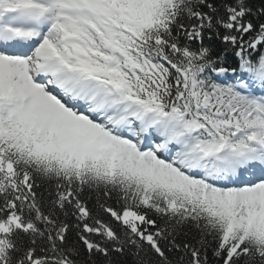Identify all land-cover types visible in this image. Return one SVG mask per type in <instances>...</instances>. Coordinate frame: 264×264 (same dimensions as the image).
I'll use <instances>...</instances> for the list:
<instances>
[{"label": "snow or ice", "instance_id": "obj_1", "mask_svg": "<svg viewBox=\"0 0 264 264\" xmlns=\"http://www.w3.org/2000/svg\"><path fill=\"white\" fill-rule=\"evenodd\" d=\"M209 249L264 264V0H0V264Z\"/></svg>", "mask_w": 264, "mask_h": 264}, {"label": "trees", "instance_id": "obj_2", "mask_svg": "<svg viewBox=\"0 0 264 264\" xmlns=\"http://www.w3.org/2000/svg\"><path fill=\"white\" fill-rule=\"evenodd\" d=\"M251 3L254 5V6H259L260 4V0H251ZM205 43L207 44V40H205ZM209 258H210V264H214V261L211 257V250L209 249Z\"/></svg>", "mask_w": 264, "mask_h": 264}]
</instances>
